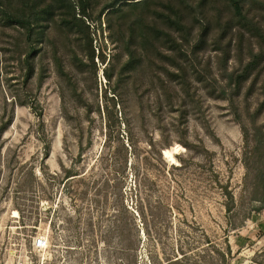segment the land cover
Wrapping results in <instances>:
<instances>
[{"label": "rangeland", "instance_id": "obj_1", "mask_svg": "<svg viewBox=\"0 0 264 264\" xmlns=\"http://www.w3.org/2000/svg\"><path fill=\"white\" fill-rule=\"evenodd\" d=\"M186 23L194 41L198 28ZM101 29L93 46L105 63L93 67L79 39L52 29L26 79L23 34L0 24V263L26 248L33 264H225L219 252L229 244L227 261L239 248V264H264L260 80L248 92L253 74L233 106L219 96L214 27L189 60L159 45L168 58L149 54L116 86L128 56ZM240 44L232 36L228 71L239 67ZM248 44L245 34L243 62ZM170 56L186 80L172 77ZM40 237L48 254L33 250Z\"/></svg>", "mask_w": 264, "mask_h": 264}, {"label": "trees", "instance_id": "obj_2", "mask_svg": "<svg viewBox=\"0 0 264 264\" xmlns=\"http://www.w3.org/2000/svg\"><path fill=\"white\" fill-rule=\"evenodd\" d=\"M188 17L198 28L194 41L191 39L192 27L186 23ZM102 23L109 32L107 38L110 43L122 45L128 56L120 65L118 76L114 80L116 86L121 85L123 78L135 70L149 54L156 53L162 58H168L161 53V46H165L167 51L178 58L189 60V54L194 56L198 50L204 48L209 35L216 27L217 34L212 44L215 50H219L218 60L226 82L219 96H229L233 106L234 99L241 94L245 83L254 74L248 92L260 80L259 88L263 100L255 114L264 110V0H0L2 27L10 26L23 34L27 48L23 58L26 79L34 75L33 57L40 52L45 42L53 41L50 37L52 29H58L66 36L79 39L85 56L93 67L95 58L105 63L107 56L102 48L99 46L95 49L93 46L97 34H103ZM174 34H178L180 40ZM245 34L254 41V45L246 46L248 59L243 62L242 43ZM235 35L241 42L240 64L239 67L228 71L226 65L230 54V41ZM185 45L191 47L190 51ZM53 51L55 57L56 49L53 48ZM174 60L177 59L170 56V61L178 68V73H172V77L186 80L182 74L183 67ZM196 61L195 58L191 64L195 73L198 68ZM110 67L111 65L107 64L103 70V75L108 80ZM94 71L96 73L95 68ZM106 113L110 126L113 112L106 107ZM4 129L5 125H1L0 134ZM72 176L74 174L67 171L66 179ZM258 180L256 190L264 197V174L258 177ZM260 202L264 206V199L263 202L260 199ZM158 220L159 218H154L151 223L156 226ZM231 253L228 244L227 252H219V255L225 264H230L232 258V264H239L242 259L239 248L227 261L226 254L229 257ZM179 262L180 260L176 259L166 264Z\"/></svg>", "mask_w": 264, "mask_h": 264}, {"label": "built area", "instance_id": "obj_3", "mask_svg": "<svg viewBox=\"0 0 264 264\" xmlns=\"http://www.w3.org/2000/svg\"><path fill=\"white\" fill-rule=\"evenodd\" d=\"M33 250H37L38 252H43L44 254H48L50 252L49 249V242L47 239L40 237L35 240V245ZM30 249L26 248H15V249H8L7 251V259L4 260L0 264H33L30 259ZM29 254V255H28ZM42 259L45 258V255L41 256ZM37 264H44V263H37Z\"/></svg>", "mask_w": 264, "mask_h": 264}, {"label": "bare ground", "instance_id": "obj_4", "mask_svg": "<svg viewBox=\"0 0 264 264\" xmlns=\"http://www.w3.org/2000/svg\"><path fill=\"white\" fill-rule=\"evenodd\" d=\"M165 156L166 157H171V155L169 154V152L168 151H166L165 150ZM172 159V158H171ZM18 216V212L17 211H13V213H12V217H14V218H16Z\"/></svg>", "mask_w": 264, "mask_h": 264}]
</instances>
